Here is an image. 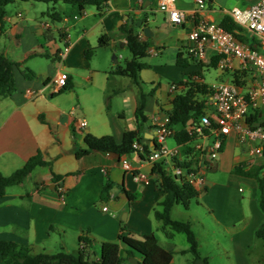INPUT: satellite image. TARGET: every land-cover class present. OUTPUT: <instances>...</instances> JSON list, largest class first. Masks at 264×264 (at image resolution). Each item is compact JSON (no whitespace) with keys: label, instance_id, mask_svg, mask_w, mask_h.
<instances>
[{"label":"crops","instance_id":"0c3cea01","mask_svg":"<svg viewBox=\"0 0 264 264\" xmlns=\"http://www.w3.org/2000/svg\"><path fill=\"white\" fill-rule=\"evenodd\" d=\"M207 1L208 6L199 8L195 0H178V7L189 13L183 26L169 22L159 10L158 0H111L102 10L90 5L83 13L66 3H55L47 10L34 1L17 0L6 6V15L0 21V54L20 62L21 68L14 71L15 92L0 98V173L13 174L38 153L51 165L37 166L22 183L9 186L0 197V239L32 246L36 252L45 250L59 236L60 251H66L69 241L78 249L79 237L87 235L93 240L95 257L103 258L107 264H117L126 250L134 256L130 255L124 264L132 263L131 259L137 264H179V255L190 254L183 252L189 248L188 241L187 247L176 242L178 233L171 239L166 234L160 239L154 231L152 220L156 219L155 209L164 191L159 186V176L153 172L155 163L144 153V158L138 152L128 155L132 170H126L116 154L93 151L78 158L76 151L86 147L87 133L112 135L120 143L127 130L137 129L135 111L142 93L147 94L148 117L141 130L143 144L151 145L153 135L156 140L157 127L171 114L175 95L183 91L182 87L171 91V85L187 81L199 71L203 75L217 57L209 48L204 60L193 59L188 52L189 30L200 17L220 23L234 9L247 8L259 0ZM140 19L151 27L153 36L146 37L142 28L135 26ZM126 24L133 25L143 40L150 41L148 55H155L159 63L153 67L150 60L146 62L150 67L139 73L141 86L128 77L110 75L116 65H122L120 58L124 55H117L119 49H128L126 38L120 34V27ZM103 34L111 37L110 44L96 48L88 58L87 50L97 47ZM66 35L72 45L68 52L63 47ZM180 51L191 62L190 67L177 65ZM173 59L181 78L163 86L161 68L171 73ZM239 64L234 59L232 68L217 67L220 79L228 81L226 77L232 74L234 82L233 72L241 70ZM26 69L35 75L27 77L23 73ZM63 71L69 75L68 88L57 89L55 79ZM203 82L207 83L205 78ZM197 98L205 100V107L211 106L210 94ZM83 120L87 122L85 127L80 126ZM263 121L264 109H251L249 123L264 125ZM247 152L248 146L241 144L238 133L233 131L215 167L206 174V184L200 192L209 218L199 223L210 242L207 254L201 243L200 251L210 264L217 257H226L229 264H264V242L260 245L261 239L256 236L264 222L258 204L259 184L254 178L232 172L237 165L243 166ZM210 171L216 173L209 177ZM219 172L226 174L224 180H220ZM54 173L65 177L54 182ZM138 174L143 177L136 179ZM106 181L113 183L109 202L101 199ZM124 189L134 195L132 201ZM158 225L155 230L163 231L160 221ZM185 264L204 263L191 258Z\"/></svg>","mask_w":264,"mask_h":264},{"label":"trees","instance_id":"16d2710c","mask_svg":"<svg viewBox=\"0 0 264 264\" xmlns=\"http://www.w3.org/2000/svg\"><path fill=\"white\" fill-rule=\"evenodd\" d=\"M17 0H0V21L6 15V6ZM20 1H36L44 3H66L77 6L80 13H83L90 5L97 6L100 10L104 9L111 0H20ZM220 24L230 32H233L240 40L254 44L255 39L246 35L244 29L241 28L230 15H226ZM120 34L127 40V47L132 56L126 60L125 65H116L110 72V75H118L130 78L136 85L141 86L140 71L149 68L150 65L143 62V59L148 56L152 44L149 40H143L140 33L133 25H122L120 27ZM111 37L108 34H103L98 40V46L87 50L86 55L91 58L95 53L96 48L106 47L110 44ZM220 57L217 56L212 59L211 67H218ZM177 65L182 68L191 66V62L187 57H184L183 52H179ZM16 68H21L20 62H13L3 53L0 54V98L13 94L16 90L14 71ZM28 69L23 70L27 77H32L35 74ZM202 79V82L193 81L191 78L187 81L176 83L178 88L182 87L183 91L177 93L172 100L173 109L170 114V121L168 123L175 133L174 138L179 144L188 143L199 138L197 132L192 128L196 125L202 115L205 114V100L199 101L198 95L209 94V84L203 82L204 76L199 71L196 72ZM248 71L235 70L233 72V80L239 85L243 86L247 83ZM65 87L64 89H67ZM110 97V96H109ZM146 98L147 94L142 93L138 99L136 106V119L138 128L127 130L124 134L122 142H117L112 135L96 136L92 133L85 135V148L76 151V156L81 158L87 156L93 151H100L103 153L116 154L119 157L123 155H130L137 151L133 144L135 141L143 144L144 137L141 130L148 121L146 114ZM193 121L190 123V121ZM180 126V129L175 127ZM157 142V141H156ZM146 153L151 151V145L143 144ZM156 147H159L158 143ZM264 150V145H263ZM140 156L144 158L141 153ZM191 162L182 163L183 166L189 167ZM51 162L44 160L41 153L31 157L24 167L15 171L13 174L6 176L0 173V197L6 194L7 188L12 185L22 183L37 166H50ZM264 160L261 164L255 165L251 168L245 169L244 166L237 165L233 169V173L247 177L254 178L259 184L258 204L264 213ZM154 174L159 176V186L164 191V198L155 209V217L162 223V229L168 239H171L175 233H183L189 243V248L184 250V253H191L194 260H203L204 264H210L208 257H203L200 251V242L193 229L191 221L175 219L172 216L173 208L177 204H181L185 209H189L192 200L200 195V190L196 189L190 183L184 180H178L173 177L167 170L163 163L157 162L153 167ZM64 175L53 174V181L63 179ZM113 183L106 181L102 190L101 199L103 202H109L111 198V191ZM124 192L132 201L134 195L124 189ZM124 229V226H122ZM256 236L264 242V222L256 231ZM93 240L87 235L79 237V245L76 252L59 251L57 253L40 252L36 253L32 246L21 244L15 241L0 239V254L3 264H107L103 258L95 257L92 251ZM83 245V246H82ZM134 256V253L126 250L117 261V264H124L128 261L129 256ZM132 264V263H130ZM140 264V263H138Z\"/></svg>","mask_w":264,"mask_h":264},{"label":"built area","instance_id":"2783aa9c","mask_svg":"<svg viewBox=\"0 0 264 264\" xmlns=\"http://www.w3.org/2000/svg\"><path fill=\"white\" fill-rule=\"evenodd\" d=\"M177 3L178 0H158V8L170 23L183 26L189 19V13L179 8ZM195 3L199 8L208 6L207 0H195ZM194 13L197 14V11ZM230 16L255 39L254 44L240 40L219 22L200 17L188 32V52L193 59L201 61L206 58L208 49L212 48L220 57L219 69L232 68L233 60L237 59L241 70L254 69L258 76L251 77L243 86L224 80L209 84L211 106L205 107L206 113L192 128L198 133L199 139L203 140L196 145H192V141L175 148L166 144L167 139L174 135V130L168 125L170 115H166L157 127L156 141L159 147L155 151L151 147V151L146 153L143 144L138 141L133 144L150 162H163L173 177L190 183L200 191L206 184V174L215 167L226 139L233 131L238 133L239 142L248 146L244 167L251 168L264 160V125L249 123L251 109L264 105V0L247 8H236ZM65 41L64 52H68L72 47L69 35H66ZM190 78L202 82L198 74H193ZM68 79V73L61 72L55 79L57 89L67 87ZM177 88L178 85L173 83L170 90L175 91ZM86 125L85 120L80 123L81 127ZM127 157V154L121 157L122 166L126 170H132ZM185 162H191L190 166H183L182 163ZM142 177L140 174L135 176L136 179Z\"/></svg>","mask_w":264,"mask_h":264},{"label":"rangeland","instance_id":"374dc122","mask_svg":"<svg viewBox=\"0 0 264 264\" xmlns=\"http://www.w3.org/2000/svg\"><path fill=\"white\" fill-rule=\"evenodd\" d=\"M35 5H38L39 7H44V10H47V7L48 6H53L55 5V3H44V2H36L34 1ZM57 4H63L62 2H59ZM11 7V5H9ZM160 16H163L162 13H159ZM48 19V18H47ZM161 28L162 25H161ZM251 36H253L252 33H250ZM65 47V46H63ZM120 54L124 55L123 58H120V62L121 64L124 66L125 63H126V60L128 58H131V53L128 49H119V51L117 52V55L120 56ZM156 56L155 55H148L147 57H145L143 59V62H147L148 60H150V64H152L153 67H156L159 63H157V60H155ZM174 58H175V54H174ZM112 59H113V56H112ZM172 63V65L170 66L169 68V72H166L165 73V68H161L162 70V74H164V76H162V84L163 86H168L170 83L173 82V80L175 78H181V74L179 73V69L176 68V63H175V59H173L172 61H170ZM247 70V69H245ZM248 76H249V80H251V77H257L258 74L257 72L254 70V69H248ZM178 73V75H176ZM203 75H204V78L206 79L207 83H213L215 81H219L221 80L220 79V70L217 69V68H209V69H205L203 71ZM227 80L229 82H232V74L227 76L226 77ZM247 80V81H249ZM116 100L114 101V105H116ZM260 108H263L264 109V105H262L261 107H258L256 109H260ZM264 122V121H263ZM255 124H258V122H256ZM200 141L198 139L192 141V145H196L197 143H199ZM167 144L169 145V147L171 148H175L178 146V143L177 141L175 140L174 136L172 137H169L167 139ZM264 172V170H263ZM213 173H216V172H213V171H210L208 176L211 177ZM218 175L221 176L220 180H224L225 179V176L226 174L223 173V172H219ZM201 195V194H200ZM200 195L196 198H194L192 200V203H191V206L189 209H185L184 206H182L181 204H177L174 208H173V211H172V216L173 218L175 219H179V220H192L193 224V229L198 237V239L200 240V243H201V246H202V251L204 252V254H207L209 251H210V242L208 241V235L205 231V229L202 227V225L199 223L201 220H208L209 218V210L206 208L205 206V199L203 198V196L200 197ZM123 216V215H122ZM153 222V228H154V231L156 232L157 236L160 237V239L164 238L165 236V233L164 231H162L160 228L155 230V228H157L158 225V221L153 218L152 220ZM176 242L183 247H187L188 244H187V239H186V236L182 233H178L176 235ZM259 243L260 245H263V241L262 240H259ZM71 246H74L72 245V243H70V241L68 242V249H64L66 251H74L75 248L77 249V247H71ZM61 245H60V238L59 236H56L55 237V240H53L51 243L48 244V246L45 247V250L41 249L39 251H36V252H49V253H54V252H57V251H60L61 250ZM254 255V254H253ZM193 259V255L190 253L188 255H179L178 257V263L179 264H185L187 262L188 259ZM222 261L225 262V264H229L228 263V259L225 257V258H220V257H217L216 260L214 261V264H222ZM232 264V263H231Z\"/></svg>","mask_w":264,"mask_h":264},{"label":"water","instance_id":"95a60500","mask_svg":"<svg viewBox=\"0 0 264 264\" xmlns=\"http://www.w3.org/2000/svg\"><path fill=\"white\" fill-rule=\"evenodd\" d=\"M136 27H141L142 30H143V34L146 36V37H151L153 36V31L151 29V27L149 25H147L146 21L144 22V19H140L139 21L136 22L135 24ZM114 60L115 61H118V59L116 57H114ZM151 139V147L152 149L155 151L156 150V140L154 139V135L152 137H150ZM125 218V217H124ZM131 262L133 264H137V261L134 260V259H131Z\"/></svg>","mask_w":264,"mask_h":264}]
</instances>
